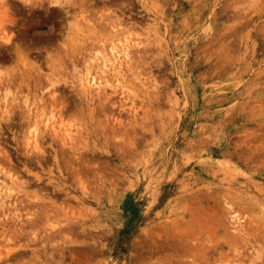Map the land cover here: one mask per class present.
<instances>
[{"label":"rangeland","instance_id":"rangeland-1","mask_svg":"<svg viewBox=\"0 0 264 264\" xmlns=\"http://www.w3.org/2000/svg\"><path fill=\"white\" fill-rule=\"evenodd\" d=\"M67 3L0 0V264H264V0Z\"/></svg>","mask_w":264,"mask_h":264},{"label":"clouds","instance_id":"clouds-1","mask_svg":"<svg viewBox=\"0 0 264 264\" xmlns=\"http://www.w3.org/2000/svg\"><path fill=\"white\" fill-rule=\"evenodd\" d=\"M22 3L32 8L43 7V5L47 3L49 7H58L63 10H65V8L69 6L67 0H39V2L35 3L34 7L29 5L28 3H25V0H22Z\"/></svg>","mask_w":264,"mask_h":264},{"label":"bare ground","instance_id":"bare-ground-1","mask_svg":"<svg viewBox=\"0 0 264 264\" xmlns=\"http://www.w3.org/2000/svg\"><path fill=\"white\" fill-rule=\"evenodd\" d=\"M112 49L114 50V49H116V47L115 46H112ZM121 53L120 52H116L115 51V53H116V55L114 56L115 58H117L120 54H122L124 57H128L129 56V49L128 48H126V47H123L122 49H121ZM90 82H91V84H93L94 83V81H93V78H92V80L91 81H89V84H90ZM50 121H51V123L53 122H55V119L53 118H48L47 120H46V122H45V124L46 125H48V124H50ZM54 126V125H53ZM55 127V126H54ZM35 129V128H34ZM68 133V132H67ZM33 134H36V129H35V132H33ZM32 134V136H33V138H35V136ZM31 142V138L30 137H27V139H26V143L27 144H29ZM2 189V186H0V190Z\"/></svg>","mask_w":264,"mask_h":264}]
</instances>
